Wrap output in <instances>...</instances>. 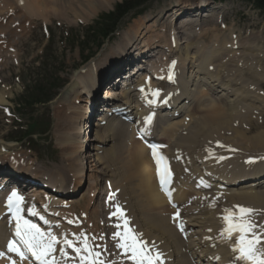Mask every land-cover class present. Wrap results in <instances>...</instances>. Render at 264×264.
Returning a JSON list of instances; mask_svg holds the SVG:
<instances>
[{"label":"bare ground","instance_id":"obj_1","mask_svg":"<svg viewBox=\"0 0 264 264\" xmlns=\"http://www.w3.org/2000/svg\"><path fill=\"white\" fill-rule=\"evenodd\" d=\"M109 1L110 0H7L5 1V6L6 8L12 7L11 10H13V13L19 10L22 11V15L28 17H33L32 14L41 15L43 17H46L48 14H56L58 16H63L62 18L65 19L69 14L75 15L77 14V10L79 11L82 9L88 10L93 14L96 10L109 4ZM8 3L10 4L9 6L6 5ZM236 42L237 40L234 41V43ZM239 47L245 50H247V48L253 49L255 57H259V60L264 63L263 48L251 47L250 45L248 46L247 43L246 45L236 46V48ZM231 50H234L233 53L237 52L234 48H231ZM145 51L150 52L152 50L146 49ZM185 57H188V64H190L189 69L191 70L188 76H182L181 79L179 78L180 90L182 92L181 96L186 100L183 102L184 100L182 99L178 111H180V114L187 112L189 120L184 121L181 130L177 129L179 125L176 123H170L163 129V127H159V123H162L163 120L160 118L157 123V127L160 129H157V133L159 137L161 135L160 138H162V140L168 143V147L165 149V155L167 156L166 160L170 167V173L172 174V185L169 191L171 200L174 201L175 199L182 206L184 213H189L191 211L194 217L200 214L201 216L195 218L188 217L189 220L182 221L185 222L184 224L180 222L182 228L181 225L178 227L176 221L169 213L170 211L173 212L172 209L168 208L164 195L158 190L151 175L150 180L148 178L144 183L145 192L148 197L146 204L150 208L145 209L144 200H140L135 207L140 209V211L142 210V215H145V217L148 216V223L151 227L147 226L143 228L144 232L150 235L149 240H147L148 245L155 246L161 251L165 250L164 257L167 264H193L191 262V257L185 249L182 250V248H185V245L181 239V234L186 233V229L189 230L190 226L200 227L198 231L192 229V234L195 233L197 237L194 238L196 243L192 241L194 247H191H193V254H196L200 261L204 259L202 263L211 264V260H215L218 261L216 264H227L232 262H234V264H243L241 261H235L232 258V242L230 241L227 243L221 238L219 235V226L224 215L223 210L231 209L234 205H242L258 210L250 219L255 224L257 222V224L264 225L262 219H255L259 213L264 212L261 205V202L264 201V179L261 177L264 171V130L258 131L253 135H247L251 132V130L249 131V126L247 128L246 124V120L250 115H248L249 111H247L245 107L243 109V105L247 106V104L250 103H256L258 107L264 109V93H260L259 90L251 93L252 90L248 89V83L242 85L244 80L240 77L241 72L238 73L239 69L233 70L235 73L230 72L224 68L225 63L221 66L217 74H211L206 67L204 69L203 65H201L202 61L199 62L193 55L191 56L189 44L185 47ZM245 57L246 55L243 56V60ZM135 61L137 60L131 57L128 58V62L131 64H137ZM138 61L140 62L141 59H138ZM235 66H238L237 62ZM247 70H252V75L256 79V81L254 80V85L259 83L261 84L260 86L264 85V71H262L259 65L255 66V69L249 68ZM205 74L208 75L211 85L202 89L199 87V84L202 76ZM80 77H78L76 83L73 85L71 84L72 86L70 88V91L73 90V93L76 95H78L77 89L79 87L89 92L87 86L90 87L91 85V79L86 76ZM118 81L119 80H112V85L110 84L112 87L111 97H124V103H129V106H132L134 94L137 96L141 94L133 93V90L122 91L118 86ZM215 82L218 83V87L220 85L222 89L226 90V93H223L225 97L217 95L219 90L217 91V89L214 88L216 86ZM236 84L238 86L234 87ZM190 86H193V88H190ZM127 93L128 95H126ZM71 95V93H66L64 96L63 102L67 103L61 104V107L58 108L55 121L56 131L60 134H58L59 137L57 141L60 142L62 149H64L65 145L68 147L76 145L74 141L76 137H74V134L67 132L71 128V125L69 128L67 126L72 121L67 112L71 101L69 100ZM231 95H234L235 98L231 99ZM130 98H132V102H130ZM4 104L5 100L0 96V105ZM211 104L212 106H216V109L213 111H210ZM190 106L192 109H190ZM251 113L252 112H250V114ZM252 114H255V112ZM109 120L112 119L109 118L108 122ZM121 123V125H117L118 123H108V126L98 127L96 133L98 145L107 142L111 144L118 143L119 140L122 139V134H124L123 131L127 126V124ZM153 132L154 136L157 137L155 131ZM145 136L151 137L149 134ZM87 139V137L84 138L85 141H87ZM79 147H81V145H78V148ZM250 147H252V150ZM176 148L185 150L187 154L196 152L197 157L199 156L201 160L204 161L203 163L206 164V166H203L204 169H199L193 163L190 164L191 168L193 167L195 170H198L197 173L180 174L181 169L175 164L176 156L180 155V152ZM66 150H68L67 156L73 158V160H69L70 165L77 161L81 167V155H79L78 151L82 152L83 147L72 153L70 148ZM71 150L73 149L71 148ZM259 150L263 152H259ZM172 153H174L173 156ZM104 154L105 156L102 155V157L101 155H97L98 160L104 165V160H106L108 164L110 161L121 178L120 174H122V168L118 163L112 160V149H106ZM147 154L148 151L145 147H140L138 149V162L142 169V174H149L153 171ZM87 162L89 161H86V163ZM75 165L78 167L77 163H75ZM104 169L105 171L111 172L109 165H105ZM78 170V172H80L79 174H81L80 176L84 177L83 170ZM209 171L211 173H209ZM65 174L66 173L61 172L59 178L56 177L50 180V184L58 186H60V184H67ZM61 175H63V178H61ZM113 175V179L116 180L117 175ZM246 179H250L251 181L249 183H244L242 187H237V184L241 183H237L236 186H233L236 180L241 181ZM225 183L228 184L227 187L224 185ZM258 184L262 185L263 188L260 189ZM127 190L130 194H134L132 187L127 188ZM198 197L200 199H197ZM2 210L3 208L0 206V217ZM186 222L189 224H187L189 227H186ZM153 230L157 232L156 235H153V233L151 234ZM4 232H6V227L0 223V236ZM213 245L217 247V249H215V255L220 258L219 260L213 254ZM258 247L264 249V244L258 245ZM57 249L56 247V251ZM2 252L5 255H10L11 253L7 250ZM18 264L29 263L19 258Z\"/></svg>","mask_w":264,"mask_h":264},{"label":"rangeland","instance_id":"obj_2","mask_svg":"<svg viewBox=\"0 0 264 264\" xmlns=\"http://www.w3.org/2000/svg\"><path fill=\"white\" fill-rule=\"evenodd\" d=\"M118 1H121V0L109 1V4H107L105 7L104 6L101 7L99 10H97L93 14H91L88 10H84V9L79 10V11L77 10L76 11L77 14L80 15V18L77 20V22L72 20V18H69L66 21L69 22V24H72L73 26H79L80 24L91 23L99 12L110 10L113 7V5ZM191 1H193V0H166V1H164V0H150L148 2V4H149V6L159 8L161 5H164V4H167V7H170V6H174V5L181 3V2H191ZM226 4H227L226 10H222V12L223 13L228 12L225 14L227 21L230 22V19H232V18L234 20L240 19V22H238L234 25H231L228 28L236 31L242 25H248L251 28H254L255 30L262 32V28H261L262 18H261V16L257 15L254 11L249 9L247 6L246 7L243 6L239 2L232 1V2H228ZM8 5H10V4L8 3ZM221 8L222 7H219L216 9L217 14H221V12L219 13ZM227 10H229V11H227ZM242 10H244L245 12L251 13V18L247 19V16L243 17L242 16ZM237 11H239V12L236 13ZM235 13H236V15H234ZM186 14H190L189 11H186ZM231 14H233V16L230 17ZM36 16L46 20V18L41 16V15L36 14ZM70 16L72 17V15H70ZM66 17L68 18V16H66ZM56 19H57V21L59 20V18H57L56 15L51 16V18H50V23H52L53 26L55 25L54 23L56 22ZM151 19L147 20L146 22L144 21V19L133 20V21H131L130 28H136L137 26L140 27L139 22L144 23L146 25V27L148 28V26L151 25L150 23L153 21V20L151 21ZM22 23H29V25L24 27L23 29L19 30L21 32H20V34H18V36L20 37L21 41L27 40V43L21 44L19 46H16L14 43H10V45L17 48V52H15V53H16V57L18 58L19 65H13V63H9V66L7 67L5 72L0 73V79H3L4 81H6V82L0 83V95H1V97L6 98L7 105L10 106L9 108H10L12 114L15 113V109H14L15 105L12 102L17 100V96H18L19 92L22 90L23 80L26 78V76L24 75L25 73H23V72H25L26 70H29V69H24V68L27 64H32V66H35L34 62L42 61L43 51H42V54H39V51H41L42 46L45 45V43H46V38L43 37L41 32H40L41 19L33 18L32 22H28V21H25L24 18H22ZM59 23L66 24L62 21H59ZM162 24L165 26H168L165 24L164 21L162 22ZM182 25H184V24H182ZM173 26L178 27L175 24H173ZM58 31H59V28L56 26V28H54V30H53V33L55 34V37H56L55 40H57L56 32H58ZM135 33L139 34L140 32H139V30H135ZM263 35H264V33H263ZM119 38L120 37H118V35H114L112 40L108 41L106 39V40H103L102 42H100L99 47L95 50V54L92 56V58H95V59L97 58V61L99 60L101 62V64L108 66L114 59H117L116 58L117 56L114 55V52H112V49L114 48V46L118 49V39ZM243 44H245V43H241V45H243ZM247 45L249 46L250 44L247 43ZM122 46H123V44H122ZM250 46L255 47L253 45H250ZM52 48L54 50V55L59 54V52H61V54H62V52H63V45L60 43H56ZM108 48H110V49L107 52V55L108 54L112 55V57H108L109 56L108 55L106 60L102 61L101 60L102 55H103L102 53L104 51L106 53ZM64 50H65V48H64ZM231 51L233 54L234 50H231ZM234 53H236V52H234ZM6 54H7V52L1 53V50H0V56L4 57L5 59L7 58ZM12 54H14V53H12ZM232 54L230 56H232ZM59 57H61V56H59ZM79 57H80L79 51H77L75 49V50H71L69 53H67L66 57L64 58V62L62 64H64V72H66L65 77H69V79H68L69 82L66 83V85L64 86L63 91H62L63 93L66 92L67 88L71 85V83L73 85L78 80V77L80 75V74H78L79 73L78 70L77 69L76 70L70 69V65L74 61L77 62ZM112 58H113V60H112ZM59 61L62 62L63 58H61ZM230 61H232V59H230ZM137 65H138V63H137ZM139 65H141V63H139ZM189 66H187V67H189ZM261 67L264 68V65H261ZM224 68L230 72L235 73L232 68H229V66L226 65V63H225ZM250 69H252V68H250ZM253 69H255V68H253ZM31 70H32L31 73L33 75L36 74V73H33L35 71L34 68H32ZM190 70H189V74H190ZM55 71H56V69H55ZM249 73L251 74L252 79L256 81V79L252 75V70H250ZM52 74H55V73H52ZM4 75H6V76H4ZM183 76H184V74H183ZM51 77H54V75H51ZM246 79H248V78L246 77ZM245 84H247L246 81H244L242 83V85H245ZM258 85L260 86L261 84L259 83ZM80 90L77 89V92L79 94L81 93ZM60 94L61 93L59 92V94L55 97V99L50 102V105H52V106L55 105L56 102L60 101V97L62 99L64 98L63 95H60ZM73 99H74V97L72 96L71 101H73ZM243 104H247V103H243ZM56 108H58V106ZM56 108H54V109H56ZM75 108H76V111H78V110L80 111L84 108V105L79 102V104H76ZM245 108L247 110L249 107L246 106ZM36 109H37L36 113L40 114L41 111L43 110V107L37 106ZM215 109H216V106L213 105V106H211L210 111H213ZM243 109H244V107H243ZM26 112H29V109H26ZM73 112H74V110H73ZM250 112L251 111H249L248 114H250ZM262 112L264 113V110H262L261 113ZM252 113H253V111H252ZM261 115H262L261 118H263L264 114H261ZM78 116H79V113H78ZM12 121H13V117H7L4 114V111L2 109H0V136L1 135L11 136V135L15 134L12 131ZM53 123H54V119H52V121H51L52 127L50 128V131H49L50 137H49V140L47 142L44 140L38 141L37 142L38 146L33 145L32 143H22V144H19L17 147H14L13 152H15L16 157L21 158V159L23 158V165H26V162L24 160V156H27L30 159H32L33 163L34 162L36 163L35 166H37L38 170L43 171V172H47V173L52 174V175H55L54 170H55V167H57L59 162H60L62 153H61V145H59V143H57V141H56V139H58V137H59L58 136L59 133L57 132V135L54 133ZM172 123L178 124L177 122H172ZM246 124H247V128L249 126V131L251 130V132L248 133L247 135H253L258 131L264 130V123L262 124L259 116L258 117H252V116L248 117L246 120ZM55 136H56V139H55ZM123 136H124V134H122V139L119 140L118 143L113 144V145L111 144L112 146H110L112 149V155H113L112 160L115 163H118L120 165V167L122 168V174H120L121 179L127 181V188L132 187V189L134 191L133 196L138 197L139 200H144L145 209H149L150 207L147 206V204H146L148 197H147L146 192H145L144 183L146 182V180L148 178L150 180V174H147V173L142 174V169L139 166V162H138V149L140 147H143V146L135 144L134 147L130 151L127 150V152H125V150L123 148V143H122L123 142ZM5 142H6L5 140L0 138V143L2 145L6 144ZM71 148L73 149V146H71ZM71 148H70V151H73V150H71ZM250 148L252 150V147H250ZM44 152L51 154V157L54 159V161L51 160V158L49 160L50 162L43 160L42 158L46 155ZM115 152H117V153L115 154ZM259 152H263V151L259 150ZM2 154L0 155V162L3 161L4 159L7 161H10L9 157H6L4 153H2ZM10 162H13V161H10ZM98 162H100V161L98 160ZM96 169L100 170L99 167ZM67 170L70 172V169H67ZM99 172H101V171H99ZM99 172H94V174L97 175V174H99ZM69 174H72V171ZM94 174H90V176H95ZM84 175H85V173H84ZM261 204H264V201H262ZM199 216H201V214L196 215L195 217H199ZM195 217H193V218H195ZM193 218H191V219H193ZM193 227H195V226H193ZM198 228H200V227H198ZM196 231H198V230H196ZM156 234H157V232H155L153 230V235H156ZM6 256L7 255H4L3 257L5 258ZM15 264H18V261Z\"/></svg>","mask_w":264,"mask_h":264},{"label":"snow or ice","instance_id":"obj_3","mask_svg":"<svg viewBox=\"0 0 264 264\" xmlns=\"http://www.w3.org/2000/svg\"><path fill=\"white\" fill-rule=\"evenodd\" d=\"M143 92L144 89H141ZM153 95H158L155 90ZM150 118H146V123ZM153 158L157 164V175L160 179L161 186L169 181L170 170L166 167V158L158 155L157 147L151 146ZM163 165V167H162ZM115 198L113 193L109 200ZM23 198L15 191L9 196L6 206L16 221L14 239L10 240L7 246L8 252H13L18 255L21 260L26 259L25 251L31 254V257L39 262V264H55L53 252L56 251V245H61L59 251L66 256L65 246L71 248L76 253V258L80 259L81 264H104L99 259L100 253L95 251L90 245V239L85 234H80L77 238L80 247L75 246V241L67 239H59L51 232L42 231L35 223L24 218L23 209L21 207ZM116 211L112 213L113 216H119L121 219L124 213L119 204L115 206ZM258 210L248 208L242 205H234L231 209H224L222 217L224 227L221 229L219 235L225 241L231 240V250L235 254L237 261L243 264H264V249L258 245L264 244V231L260 229L264 226L255 224L250 217ZM27 215H35L32 208L27 210ZM179 213L176 214L178 217ZM175 218V217H174ZM118 229L121 225H116ZM182 228V225H181ZM113 239H118L117 247L122 250L132 264H157L161 260V253L156 252L153 255L154 248L148 245V242L143 241L140 234L135 233L128 227L127 219H123L122 231H117ZM19 245L23 246V249ZM99 247V246H97ZM5 254L0 253V257ZM15 264V261H12Z\"/></svg>","mask_w":264,"mask_h":264},{"label":"trees","instance_id":"obj_4","mask_svg":"<svg viewBox=\"0 0 264 264\" xmlns=\"http://www.w3.org/2000/svg\"><path fill=\"white\" fill-rule=\"evenodd\" d=\"M262 5L264 6V3H263ZM128 6H129V5H128L127 3L120 4V5H118V6H117V9H116V11H118V13H119V12H121L122 10H124V9L128 8ZM118 13H117V14H118ZM111 16H112V15H111ZM107 23H108V21H107V22H106V23L103 25V26H104V28H106V26H107ZM104 28H103V29H104Z\"/></svg>","mask_w":264,"mask_h":264}]
</instances>
